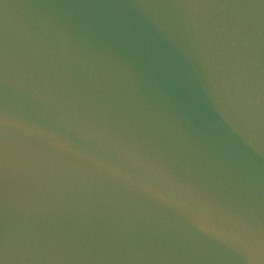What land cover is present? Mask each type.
I'll list each match as a JSON object with an SVG mask.
<instances>
[{"label": "water", "instance_id": "obj_1", "mask_svg": "<svg viewBox=\"0 0 264 264\" xmlns=\"http://www.w3.org/2000/svg\"><path fill=\"white\" fill-rule=\"evenodd\" d=\"M0 264H264V0H0Z\"/></svg>", "mask_w": 264, "mask_h": 264}]
</instances>
